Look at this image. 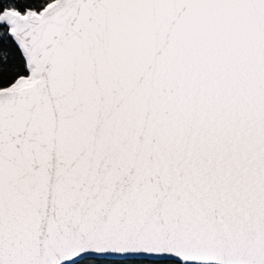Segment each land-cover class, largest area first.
Returning <instances> with one entry per match:
<instances>
[{
	"label": "snow or ice",
	"instance_id": "obj_1",
	"mask_svg": "<svg viewBox=\"0 0 264 264\" xmlns=\"http://www.w3.org/2000/svg\"><path fill=\"white\" fill-rule=\"evenodd\" d=\"M0 264H264V0H0Z\"/></svg>",
	"mask_w": 264,
	"mask_h": 264
}]
</instances>
